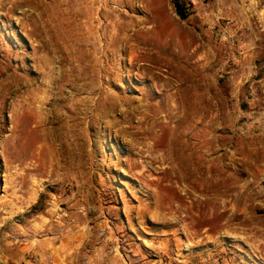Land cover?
I'll return each instance as SVG.
<instances>
[{"label":"rangeland","instance_id":"1","mask_svg":"<svg viewBox=\"0 0 264 264\" xmlns=\"http://www.w3.org/2000/svg\"><path fill=\"white\" fill-rule=\"evenodd\" d=\"M6 1L0 0V264H54L64 244L71 251L64 260L79 264L80 228L118 255L133 249L135 263L146 247L161 264H264V203L252 194L242 212L238 177L222 183L227 172L215 161L205 164L204 156L229 146V158L220 161L248 162L237 135L228 138L234 131L227 118L210 119L211 71L236 98V78L218 69L215 39L242 33L241 0H228L233 14L223 19L225 30L221 21L213 30L201 18L203 8L223 18L214 0H198L186 20L176 14L179 0H88L84 6L71 0L58 11ZM251 22L256 34L264 33L257 19ZM136 47L166 63L143 60ZM197 85L204 110L182 136L178 119L168 127L156 121L179 103L167 95L182 90L180 102L187 105ZM141 104L152 117L144 119ZM186 148L194 159L184 163ZM148 149L168 153L178 169L140 176L151 160ZM223 191L231 196L228 205L216 200ZM151 216L149 236L141 237L136 227ZM154 224L166 228L161 240Z\"/></svg>","mask_w":264,"mask_h":264},{"label":"crops","instance_id":"2","mask_svg":"<svg viewBox=\"0 0 264 264\" xmlns=\"http://www.w3.org/2000/svg\"><path fill=\"white\" fill-rule=\"evenodd\" d=\"M21 2H24L30 11H39L41 6L52 7L58 11L61 10L62 6L65 7L69 4H72L71 0H21ZM87 2L88 0H80L79 4L84 6L85 3L88 4ZM241 2L243 5L240 8L242 9L243 15L245 17L242 33L237 36L234 35V38L228 39L227 36H221L216 37L215 39V43L217 44L216 47L219 51L218 69L223 71L224 74L229 75L230 78H236V81L231 83V87L236 93V98H230V90L228 88V90L220 88L219 84L214 78L215 72L211 71L210 107H214V111L210 112V119H217V121L214 120V123L220 124L219 122L222 119L227 118L225 121L226 128H231L234 131V133L228 134V138L236 137L237 135V138L240 140L239 146L242 148V153L248 162L247 164L236 165L227 162L225 159L220 161V156L229 158L228 152L232 151L231 147L229 146L224 147L223 149L216 148L214 151L207 150L204 156L206 158L205 164L207 163V165L210 164L211 166L212 162L215 161V163L221 167L222 171L227 172V174L221 179L222 183H225L231 177H238V199L244 205L242 212L245 213V211H249L247 208L248 206H246V203L248 202V196L252 194L255 196L254 198L259 196L261 201L264 203V33L256 34L254 30V23L251 22V20L257 19V21L260 22L261 27L264 29V0H241ZM214 3H217V10L219 11L218 14L223 15V18L219 16L221 21L220 25L218 24L219 28L221 30H225L222 21L225 19L226 15L228 16V14H231L232 16L233 14L232 11H229L227 8L230 4V1L214 0ZM55 10L53 12H55ZM73 11H76V9ZM55 15L57 14L55 13ZM215 25L217 24L215 23ZM210 28L212 27L210 26ZM130 40L131 38L129 37L126 39V42L129 43ZM134 50L138 52L140 47H136ZM134 50L132 49L131 54H134ZM76 51H78V48L71 50L72 53ZM138 53L143 56V60L150 63L157 64L159 66H163L166 63V60L164 59L158 60L153 56H149L147 53ZM176 85H178L179 88L183 87L182 82L176 83ZM197 86L195 88V99L192 103L187 105H184L180 102L181 98L179 97V94L182 92V90L177 89L174 91V93L167 95V99H169V96H171V98L172 96H176L179 100V103H175V105H168L169 107L165 109V115L156 117V121L159 120V123L165 124V126L168 127L173 119H178L176 120V128L179 130V135L182 136V130L190 128V122L192 119H194L195 114L201 113L204 110L203 102L205 93L202 95L199 90L201 87L199 85ZM165 87H168L169 90H172L169 88V84H167ZM227 91L228 93H226ZM139 107H142L143 111L141 114L144 119L152 117V115L148 113L149 106L141 104ZM232 107L234 110H232ZM231 118L234 121L240 120L242 122L241 125H239L237 128L235 126H231ZM180 122H184L185 124L179 125ZM236 130L240 131V133L236 132ZM190 133H188L186 137H188ZM181 143L185 146H188L189 144L188 141L183 142L182 140ZM148 151V157H150L151 160L149 159L150 161L143 169L146 170V172L151 170L153 172L155 171L156 173L161 172L160 174H165L166 172L172 171L173 169H178V163H176V166H173L172 157L168 153L164 152L162 154H155L153 150L148 149ZM145 152V150H142L139 155H144ZM185 154L186 155L183 159L184 163L194 159V153L190 152L188 148H186ZM155 155L158 156V159L153 161L152 157ZM161 166L165 167L161 168ZM146 172L145 175L149 176L148 172ZM218 179L219 178H216V180ZM216 200L221 201L223 205H228L231 202V196L230 194H225L223 191L222 197L216 198ZM229 210L230 208H228V212ZM148 219L153 220L154 217H147L146 220L143 218L139 227H136L141 237L149 236L148 234L151 227L148 226L150 223ZM151 226L153 228H157L155 232L157 233L158 238L161 240V236L164 235L166 228L160 224H154ZM79 232L81 236L79 240V246L83 250L81 257L79 256L78 258L79 264L162 263V261L159 260L160 258L158 260L150 259L149 257H151L153 252L148 250L146 247H143L141 252L137 253V257H139L138 261L140 260V262L135 263L133 260L135 251L133 249H130V251L125 253L120 251L118 255L116 252L108 251V249H106L104 246H100L99 243H97V237L93 233H88L85 231L83 232L81 228ZM225 232L226 231L223 230L224 234ZM153 237L155 236H152V242H154ZM176 238L177 236L175 235V245H179ZM88 242L90 243L88 244ZM163 248H166L165 240L163 242ZM176 248L177 246L175 247V250ZM70 252L71 251L67 249V244H64V246L61 247L59 251H57V253H60V257L56 258L54 264H68L64 259L66 254L69 255ZM129 256L132 258L129 259ZM71 260L74 261L73 258H71Z\"/></svg>","mask_w":264,"mask_h":264},{"label":"built area","instance_id":"3","mask_svg":"<svg viewBox=\"0 0 264 264\" xmlns=\"http://www.w3.org/2000/svg\"><path fill=\"white\" fill-rule=\"evenodd\" d=\"M179 2L182 5L185 14L187 15V13L191 10V6L196 5V2H198V0H179ZM201 18L210 23V26L213 28V30L216 29L215 23L217 24L220 21L217 13L211 8H203V10H201Z\"/></svg>","mask_w":264,"mask_h":264},{"label":"trees","instance_id":"4","mask_svg":"<svg viewBox=\"0 0 264 264\" xmlns=\"http://www.w3.org/2000/svg\"><path fill=\"white\" fill-rule=\"evenodd\" d=\"M174 4H175V8H176V14L179 16V18L181 20H186L187 15L185 14L182 6L179 3L177 4L176 2H174Z\"/></svg>","mask_w":264,"mask_h":264},{"label":"bare ground","instance_id":"5","mask_svg":"<svg viewBox=\"0 0 264 264\" xmlns=\"http://www.w3.org/2000/svg\"><path fill=\"white\" fill-rule=\"evenodd\" d=\"M182 104H183V103H182ZM174 109H175V108H174ZM177 109H178V108H177ZM142 111H143V110H142ZM184 113H185V112H184ZM158 121H159V120H158ZM168 121H169V120H168ZM170 123H171V122H170ZM122 131H123V130H122ZM141 151H142V150H140V149H139V150H138V149H137V150L134 149L133 152H137L138 154H140ZM150 154H151V153H150ZM161 154H162V153H161ZM165 156H166V155H165ZM152 158H153V159H152L153 161H156V159H158V156L155 155V156H153ZM149 159H150V158H149ZM155 163H156V162H155ZM157 163H158V162H157ZM141 166H143V165H141ZM144 167H145V166H144ZM144 167H143L142 169H144ZM147 167H148V166H147ZM145 172H146V170H142V171L139 172V175L142 176V177H147V176L145 175ZM147 172H148V171H147ZM147 172H146V173H147ZM134 173L136 174V172H134ZM160 173H161V172H160ZM136 176H137V175H136ZM137 177H138V176H137ZM151 182H152V181H151ZM156 190H157V189H156Z\"/></svg>","mask_w":264,"mask_h":264}]
</instances>
